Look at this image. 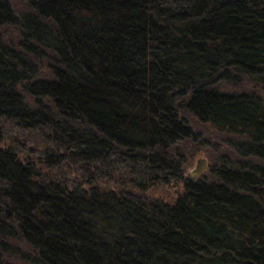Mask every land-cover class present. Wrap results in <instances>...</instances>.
Masks as SVG:
<instances>
[{
    "label": "trees",
    "instance_id": "1",
    "mask_svg": "<svg viewBox=\"0 0 264 264\" xmlns=\"http://www.w3.org/2000/svg\"><path fill=\"white\" fill-rule=\"evenodd\" d=\"M0 264H264V0H0Z\"/></svg>",
    "mask_w": 264,
    "mask_h": 264
},
{
    "label": "water",
    "instance_id": "2",
    "mask_svg": "<svg viewBox=\"0 0 264 264\" xmlns=\"http://www.w3.org/2000/svg\"><path fill=\"white\" fill-rule=\"evenodd\" d=\"M205 168H206V159L199 158L196 166L190 172H188L187 177L193 179L197 177L200 173H202Z\"/></svg>",
    "mask_w": 264,
    "mask_h": 264
},
{
    "label": "rangeland",
    "instance_id": "3",
    "mask_svg": "<svg viewBox=\"0 0 264 264\" xmlns=\"http://www.w3.org/2000/svg\"><path fill=\"white\" fill-rule=\"evenodd\" d=\"M199 158H205V157H204L202 154H201V155H197V156L195 157L194 164L188 168L187 173H188L189 171H191V170L196 166L197 160H198ZM206 164H207V162H206ZM195 178H196V177H195ZM162 198H164L165 200H167V201H169V202H174V200H175L174 197H162Z\"/></svg>",
    "mask_w": 264,
    "mask_h": 264
},
{
    "label": "bare ground",
    "instance_id": "4",
    "mask_svg": "<svg viewBox=\"0 0 264 264\" xmlns=\"http://www.w3.org/2000/svg\"><path fill=\"white\" fill-rule=\"evenodd\" d=\"M198 161V160H197ZM197 164V163H196ZM190 172V171H189ZM188 174V173H187ZM190 179V178H189ZM193 179H195V178H193Z\"/></svg>",
    "mask_w": 264,
    "mask_h": 264
}]
</instances>
